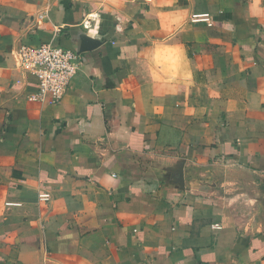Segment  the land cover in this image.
Returning a JSON list of instances; mask_svg holds the SVG:
<instances>
[{"label":"crops","instance_id":"crops-1","mask_svg":"<svg viewBox=\"0 0 264 264\" xmlns=\"http://www.w3.org/2000/svg\"><path fill=\"white\" fill-rule=\"evenodd\" d=\"M0 264H264V0H0Z\"/></svg>","mask_w":264,"mask_h":264},{"label":"built area","instance_id":"built-area-1","mask_svg":"<svg viewBox=\"0 0 264 264\" xmlns=\"http://www.w3.org/2000/svg\"><path fill=\"white\" fill-rule=\"evenodd\" d=\"M58 31L56 28L55 36ZM15 57L23 69L37 78L36 98H49L51 102L62 99L84 61L81 52L62 46L56 38L36 47L21 44ZM50 197L48 191L38 194L39 200L48 201Z\"/></svg>","mask_w":264,"mask_h":264},{"label":"water","instance_id":"water-1","mask_svg":"<svg viewBox=\"0 0 264 264\" xmlns=\"http://www.w3.org/2000/svg\"><path fill=\"white\" fill-rule=\"evenodd\" d=\"M87 43L89 42V41H86ZM89 45L87 46L88 48H86L85 50H89V49H92V48H94L96 45H95V43H88ZM178 183H179V185H180V187L181 188H183V182H182V168L180 167L179 169H178V176H177V180H176Z\"/></svg>","mask_w":264,"mask_h":264}]
</instances>
